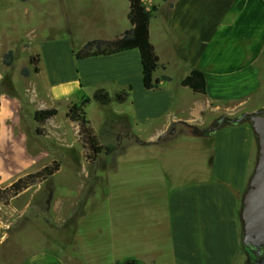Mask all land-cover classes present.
<instances>
[{"label":"crops","instance_id":"1","mask_svg":"<svg viewBox=\"0 0 264 264\" xmlns=\"http://www.w3.org/2000/svg\"><path fill=\"white\" fill-rule=\"evenodd\" d=\"M59 2L68 34H75L74 25L78 32L90 31L79 50L88 41H110L131 29L128 0ZM143 4L147 11L155 8L149 41L158 57L152 75L159 81L156 90L143 87L138 50L82 60H76L71 50L64 75L55 69L42 72L45 61L40 57L37 74L29 61L28 75L20 70L21 86L9 75H0V188L35 172L19 128L29 118L36 125L39 108L55 109L54 87L57 93H62L61 86L73 89L60 98L68 107L97 90L113 97L131 88L122 104L91 101L84 111L99 144L114 148L109 157L120 150L128 153L108 165L113 176L125 169L121 188L114 185L108 190H146L149 196L138 205L123 206L120 220L115 206L108 210L106 244L92 246L91 259L81 237L94 208L76 218L75 252L70 240L65 247L53 241L54 253L18 255L5 234L0 252L4 246L12 250L9 261L0 259V264H100L104 258L115 264L122 257L142 264H250L241 242L239 212L257 160L254 134L247 121L224 125L213 135L202 132L215 128L222 117L236 119L264 111V0H143ZM13 62L3 68L9 70ZM193 70L204 75V94L181 85ZM42 73L37 84L34 76ZM39 91L47 101L43 97L36 109ZM89 106L101 112L99 125L90 119ZM67 127L79 141L77 124L69 121ZM99 158L90 164L92 170ZM31 209L30 204L21 209L12 206L14 218L4 225L14 226L18 212ZM119 250L125 255H117Z\"/></svg>","mask_w":264,"mask_h":264},{"label":"rangeland","instance_id":"2","mask_svg":"<svg viewBox=\"0 0 264 264\" xmlns=\"http://www.w3.org/2000/svg\"><path fill=\"white\" fill-rule=\"evenodd\" d=\"M59 3V0H31L26 3L0 0V75H9L15 85L21 86L20 70L28 66L32 54L44 58L42 72L55 69L60 75L66 74L70 64V51L78 52L90 31L78 32L74 25L75 34H68L65 19L59 11ZM8 52H12L14 62L6 70L3 68V59ZM32 68L30 65V69ZM42 75L43 73L41 77L34 76L37 84ZM39 97L35 96L33 107L36 109L43 97L47 101L41 91ZM52 106L58 112L55 118L42 126L33 125L32 118H29L20 126L19 132L25 136L24 148L29 158L33 156L31 169L37 172L44 166L57 162L59 171L48 180L31 187L20 197L10 200L8 205L0 202V219L4 220L0 222V238L8 234L11 245L14 244L18 249V255L27 256L41 251L54 253L53 241L65 247L70 240V248L75 252L76 239L72 231L76 218L94 208L81 237L82 246L91 259V247L106 244V227L110 215L108 210L115 206V217L120 220L123 206L138 205L144 199L146 201L150 193L146 190H108L114 185L121 188L125 177L124 168L113 176L109 174L108 165L112 166L114 158L117 162L119 157L125 158L128 153L120 150V154L116 153L113 157L102 153L92 170L91 163L84 159L80 141H76L71 128H65V124L68 125L69 122L66 117L68 102L58 99ZM28 110L31 112L32 107H28ZM87 111L94 124L99 125L102 120L101 112L92 106ZM37 129L41 131V135L36 133ZM28 204L32 206L31 211L18 212V223L12 227L4 225L6 220L14 218L12 206L21 209ZM133 212L137 214L131 210ZM11 250L12 246L1 249L0 259L3 263L9 261L7 257L11 256ZM118 252L117 255H125L122 250ZM100 264H110V260L104 258Z\"/></svg>","mask_w":264,"mask_h":264},{"label":"trees","instance_id":"3","mask_svg":"<svg viewBox=\"0 0 264 264\" xmlns=\"http://www.w3.org/2000/svg\"><path fill=\"white\" fill-rule=\"evenodd\" d=\"M22 3L29 2L31 0H18ZM130 9L128 13V20L131 25V29L124 32L120 36L113 40H92L88 41L78 52L74 53L76 60H82L95 56H108L130 50H138L141 58L142 65V81L143 87L147 91L156 90L159 87V81L153 80L152 75L158 67V57L154 51L153 46L149 41V22L152 13L155 11L153 8L151 11H147L144 7L143 0H128ZM164 1H177V0H164ZM13 62L12 52H8L4 59L3 64L7 67L11 66ZM40 62L39 55H33L30 57L29 64L33 67L35 74L39 72L38 64ZM21 74L28 75V70L23 68ZM164 81H169V78L165 77ZM182 86L188 87L195 94H204L206 89V83L204 75L196 70H193L181 83ZM131 92V88L121 91L115 96H110L104 90H97L91 98L83 97L79 103L72 104L68 107L66 117L70 122L76 123L78 126L79 141L84 150V159L87 163H93L97 157L104 153L109 155L114 148L104 147L99 144L97 136L90 126V122L86 117L84 108L91 101H94L102 106H107L112 102L122 104L127 101ZM58 114L56 109H42L37 110L34 114V121L38 126L45 125L50 119L56 117ZM239 118V117H238ZM246 121V120H243ZM241 121V122H243ZM241 122L227 123L223 122L221 125H237ZM218 125H215V127ZM38 135H41L40 130H36ZM202 133L209 134V131ZM59 171V164L53 162L50 165L44 166L41 170L28 174L19 178L13 184L7 188H0V202L4 205H8L10 200L15 199L27 189H30L36 184H40L48 180L51 176ZM250 260H253V256L244 250ZM115 264H142L135 258H126L117 261Z\"/></svg>","mask_w":264,"mask_h":264},{"label":"water","instance_id":"4","mask_svg":"<svg viewBox=\"0 0 264 264\" xmlns=\"http://www.w3.org/2000/svg\"><path fill=\"white\" fill-rule=\"evenodd\" d=\"M264 111L243 114L239 118L222 117L218 125L209 131L213 135L223 124L246 120L254 134L257 144V160L252 176L241 199L239 218L241 223V242L256 260L250 264H264Z\"/></svg>","mask_w":264,"mask_h":264},{"label":"clouds","instance_id":"5","mask_svg":"<svg viewBox=\"0 0 264 264\" xmlns=\"http://www.w3.org/2000/svg\"><path fill=\"white\" fill-rule=\"evenodd\" d=\"M63 88V91L62 93H57L56 91V87H54L52 89V92H53V99H60L61 96H68L71 94V92L73 91V89L71 88H67V87H64V86H61Z\"/></svg>","mask_w":264,"mask_h":264},{"label":"flooded vegetation","instance_id":"6","mask_svg":"<svg viewBox=\"0 0 264 264\" xmlns=\"http://www.w3.org/2000/svg\"><path fill=\"white\" fill-rule=\"evenodd\" d=\"M264 116V115H263ZM253 260H256V257L255 256H253Z\"/></svg>","mask_w":264,"mask_h":264}]
</instances>
